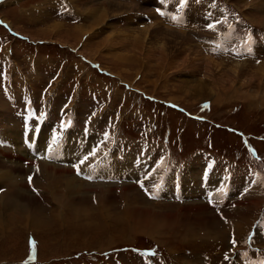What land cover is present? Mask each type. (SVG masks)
<instances>
[{"label": "rangeland", "instance_id": "374dc122", "mask_svg": "<svg viewBox=\"0 0 264 264\" xmlns=\"http://www.w3.org/2000/svg\"><path fill=\"white\" fill-rule=\"evenodd\" d=\"M197 1L188 4L190 1L174 0L175 6L186 11V22L194 18L199 23L196 11L213 9L217 13L208 24L220 21L214 30L198 25L195 32L194 26L175 29L174 24L167 25L172 19L158 16L154 7L166 6L172 0H0V87L11 82L6 83V93L0 88V135L17 125L19 117L13 107L22 110L23 102H41L57 119L62 112L72 111L74 126L86 120L87 128L100 127V148L90 142L91 130L68 127V131L79 132L84 141L88 139L91 150L98 148L107 156L112 148L114 154H124L113 156L121 164L133 156L129 153L145 147L158 170L159 183L182 171L174 188L181 195L192 196L206 183L213 189L219 186V180L208 174L202 182L197 173L193 179L184 176L191 167L197 171L205 167L202 157L219 160L215 163L219 172H229L230 165L235 164L238 170L252 169L256 176L249 190L219 202L223 205L220 214L195 197L180 203L153 201L132 183H89L73 175L68 166L48 162L60 173L51 181L53 197L66 187L73 186L74 190L63 192L69 198L60 205L41 193V185L28 186L29 192L39 198L28 213L16 207L5 208L14 185L7 179L0 181V226L6 227L0 229V264H216L223 261L219 256L231 250L228 242L235 236L255 243L254 221L264 229V70L262 77L258 74L264 64V50L256 49L264 45V0H218L221 6L212 0ZM98 6H105L107 12L103 23L94 25L91 22L96 11L88 10ZM165 6L158 11H168L170 16L182 14L175 7L167 10ZM53 24L59 25L61 33L52 30ZM144 25L161 27L165 37L179 33L189 40L182 43L183 52L178 56L171 52L175 47L170 38L162 39L164 35L159 34L157 45L170 48L168 57L157 66L158 53L154 60L147 55L143 64L137 56L140 50L135 48L134 57L128 46L107 39L116 31L124 38L134 39L136 35L139 40V29ZM83 31L90 32L87 52L100 44L95 58H89L82 47H74ZM85 38L82 36V40ZM145 43L152 45L146 39ZM123 53L125 61L114 56ZM195 53L200 58L193 62ZM187 55L191 65L170 67L181 60L187 65ZM12 101H16L14 105ZM47 103L52 104V110ZM118 130L124 137L117 134ZM64 138L63 147L68 145L70 133H64ZM113 141L117 146H112ZM52 143L53 149L58 146L56 140ZM136 144L140 149H132ZM185 158L184 166L174 167L173 159L179 163ZM97 161H87L86 166ZM111 170L90 167L93 176H105ZM70 179L73 185L67 183ZM15 180L24 181L20 177ZM43 183L49 185L48 181ZM199 183L203 184L200 190ZM188 184L197 190L183 191ZM164 189L172 191L173 186ZM253 198L258 199L256 208ZM248 204L250 209H246ZM30 241H35V249ZM260 243L264 249V241ZM151 250L154 256L144 255ZM256 251L254 254V249L247 247L239 260L264 264V250ZM232 258L238 261V254Z\"/></svg>", "mask_w": 264, "mask_h": 264}, {"label": "bare ground", "instance_id": "6f19581e", "mask_svg": "<svg viewBox=\"0 0 264 264\" xmlns=\"http://www.w3.org/2000/svg\"><path fill=\"white\" fill-rule=\"evenodd\" d=\"M109 4L111 5L113 3L109 2ZM106 5L108 6V4H106ZM105 6H103V8H101L100 6H98V7L90 8V10H88L89 12L96 11V13H95L96 15L93 14V20L91 22L92 24L98 25L100 23H103L102 20L106 16V12H107V10L105 11V8H104ZM112 6L120 7L119 4L117 5L115 3ZM160 8H162V7H160ZM58 26L59 25L53 24L52 25V30L54 29L58 33H61L58 30ZM84 28H83V30H84ZM43 33H45V32H43ZM139 33L142 34V36ZM139 33L138 34L141 36L139 38V40L136 39V37H137L136 35H135V38L134 39L124 38L123 35L121 36L116 31L113 32L112 37L110 36L107 39H113V40L114 39H117L118 43L121 46H123V47L128 46L129 49H131V51H133V54H134L133 56L134 57H136V55H137V53L135 52V50L136 49L137 50H140L137 56L139 57V59H141L143 61V64L146 63L145 62V59H147L146 58L147 55H149V58H151V59L154 60V58H155L154 55H156V53H158L159 54L158 55V60H157V66H158V63L160 62V60L163 62L164 59L166 57H168L167 51L169 52V48H170V46L163 47L160 44L157 45L158 42L161 40V39L158 40L160 38V37H158L159 34L161 36L164 35V34H166L165 33V30H163L161 27L158 28V27H153V26H149V25H147V26L144 25L143 27H141V29H139ZM84 35L86 36V38H85V40H82V36H84ZM89 35H90V32L89 31H85V32L83 31L80 34V37L78 39V42L75 44L74 47H77V46L80 47V48L82 47L83 50H85V48H86V46H87V44L89 42V39H88V36ZM113 35H115V36H113ZM175 35H177V37L179 36L178 38H180V39L179 40H176L177 38L175 37ZM166 37L170 38L169 39V42L175 47V49L174 50H171V52H176L178 54V56L180 54L181 48L183 47L182 46V43L188 42V40H189L188 38L184 37L183 35H180L179 33H176V34H167ZM166 37L164 35L161 38L162 39H165ZM145 39L146 40H149V42L152 44V45H150V46H152L151 47L152 49L150 48L149 45L148 46L146 45ZM62 44L65 45L66 42H64V40H63V43ZM99 46H100V44H97L94 50H92V51H89L88 50L89 52H87L85 50L84 53H86L89 56V58L91 57V59L92 58H95V55H96V53L99 50L98 49ZM104 46H105V44H104ZM185 50H187V49H185ZM189 51H190V49H189ZM182 52H183V50L181 51V53ZM123 54H116L114 56H116V58L118 60H120V61L121 60H124L125 61L126 58H124V56H126V55L125 54L123 55ZM172 54H174V53H172ZM141 56H143V58ZM198 58H200V56H198V54L195 53L193 55V59H192L193 62H196ZM187 59H189V55H187V58L184 57V60L185 61H187ZM190 62H191V60L189 62L187 61L188 64L186 65L181 60V62L176 63V65H171L170 67H174L175 66V67H177V69H179L180 67H183L184 68V66L187 67V66L191 65ZM209 64H210V66H215L216 63L215 64H212V62H209ZM215 67H217V65ZM236 67H238V66H236ZM235 69H238V68H235ZM263 70H264V64L262 66H260L259 73L258 72L257 73L261 76L264 73V72L262 73ZM30 122L32 123V125H29L28 128L22 130L21 118H18L16 120L17 125L10 127V129L7 132H5V133L3 132L0 135V140H1L0 141V181H5L7 179L9 181L8 183L14 185V193H13V196L9 199V201L7 202L5 208H8V207H16V208H19L21 210L23 209V211H26L28 213H30L31 211H33V209L37 206L35 200H37V199L39 200V198L36 197L35 194L33 195V194H31L29 192V190L27 188L29 185L35 186V188H37L38 185H41L43 187L42 188V192H41L42 194L43 193L44 194H47L51 198H54L56 200V203L57 202L58 203L61 202L63 204H66L67 203L66 202L67 201L66 199L69 198V195H67V194H65V196H64L65 191L67 192L70 189L72 190V188H73V186H69V187L64 188V190H63L64 193L62 192V190H58L60 192L57 195H55V197H53L54 190H52L53 186H52L51 181H52L53 178L58 177L60 175V173L57 170H54L53 164L50 165L48 162H45V161H42V160H39L38 162L32 161L30 159L29 160H24L25 158H28L29 154H28V151L23 146V144H26V143H23L22 144V142H21V137H22L23 142L26 141V139H28L27 142H30V140L33 139V137H34V133L37 132L36 125L38 124V122H35L34 120H30ZM46 126H49L50 127L51 125H46ZM46 126H44V125L41 126V124H40L39 127H38V133H37V136L39 137V139L42 138L45 141H46V139H48V134H49L48 133V127H46ZM43 129H46V133H44V134H42V130ZM23 132L26 133V138H24V136H23L24 133ZM68 132L70 133L71 139H66L67 142H68V145L66 146V149H64L63 142L62 141L63 140L65 141L64 133H68ZM68 132H65L64 131L63 133H61V129L58 128L57 126H55V132H54L53 141L56 140L58 146H56L53 149V144L54 143L51 144L50 154L52 156H55L57 158H59V157L63 158V155L65 154V157H68L69 160H72V155L73 154H75L76 157H79L81 154H84V156H85L89 152L92 151L91 150V147L89 146V140L88 139L86 141H84V138L79 136V134H80L79 132H78V134H76L75 131H72V130H69ZM17 135L20 136V141L19 142L17 141ZM75 137H78L79 139L78 138H75ZM12 138H15V139H12ZM32 145H33V147H35V145L37 147V145H40V144H36V141H35V142L32 143ZM25 154H26V156H25ZM97 156L98 155L96 154V156L94 157V159L93 158L89 159V161L99 160L96 163H91L90 162L91 163L90 167L91 168H96V169H98L100 166H105V167L113 168V170L110 171V173H112V174H114V172H120V171H123V170H124V173L125 174H133V173L137 172L138 169L141 168V167H143V165H144L143 156L139 157L140 160L137 161V165L136 166H133L132 165L133 156L131 158H128L126 160V162H124V166L125 167L123 166V163L120 164V162H119L120 159L116 160L113 156L111 157L110 155H107V156H103L102 158H99V159L96 158ZM111 159H114L116 162L114 160H111ZM20 162H21V164H20ZM22 163H26L25 166H22ZM94 164H97V165L96 166H93ZM90 167L87 166L88 174H91L92 175V173L90 171ZM197 169L198 168L191 167L188 171H185L184 172V176L190 175V177L187 176L186 178L187 179H190V178L193 179L196 176V173H197L198 178H201V182H202L205 179V177L207 176L208 173L205 172V177H203V176L200 177V174H201L200 173V170L197 171ZM25 176L31 177V181H30L31 183L30 184L28 182H26ZM16 177H20V179H23L24 181H21V180H20L21 182L16 181L15 180ZM63 178H65V177H63ZM67 179L68 178H66V180ZM178 179H180V177ZM43 181H48L49 185H46L45 184L46 182L43 183ZM70 182L73 185V179H70L69 182H67V183H70ZM211 186H213V185H211ZM189 188H193V187H191V185H189V187L182 188V190L183 191H186ZM202 189L203 190L206 189V186L204 185L202 187ZM73 190H74V188H73ZM173 190H174V186H173ZM193 190H197L196 186L193 188ZM198 190H200L199 184H198ZM178 191L179 192H177V194L178 195H181L180 190H178ZM197 192H199V191H197ZM61 203H60V205H61ZM257 203H258V199L257 198L254 199V200H252L253 208L254 207L256 208V204ZM247 208L250 209L249 204L246 206V209ZM0 224H2V223L0 222ZM5 228H6L5 225H1L0 226V229L1 230H4Z\"/></svg>", "mask_w": 264, "mask_h": 264}, {"label": "snow or ice", "instance_id": "6c2138e0", "mask_svg": "<svg viewBox=\"0 0 264 264\" xmlns=\"http://www.w3.org/2000/svg\"><path fill=\"white\" fill-rule=\"evenodd\" d=\"M218 23H220V21H216L214 23H210V24H208V28L210 30H214L216 28V26H217ZM237 54H239V53H237ZM105 137L107 138V133L105 134ZM97 151H98V148L93 149L91 152H89L87 155H85L83 158H81L77 164L73 165V167L77 170V174L78 175L80 174L81 165H84L87 161H89L90 158L95 157L96 154H97ZM88 178H91V177H88ZM29 181H31V177H29ZM140 184H141V187L143 188L144 187L143 182H140ZM245 190H247V189H245ZM30 244H31L32 248L35 249V241H30ZM230 244H232L233 246H235L237 244V240L235 238H233L230 241ZM148 254L155 255L154 252H151V253H148ZM33 258L34 257H30V259H33Z\"/></svg>", "mask_w": 264, "mask_h": 264}, {"label": "crops", "instance_id": "0c3cea01", "mask_svg": "<svg viewBox=\"0 0 264 264\" xmlns=\"http://www.w3.org/2000/svg\"><path fill=\"white\" fill-rule=\"evenodd\" d=\"M5 25H7V26H8L9 24H7V23H6ZM88 61H89V60H88Z\"/></svg>", "mask_w": 264, "mask_h": 264}]
</instances>
